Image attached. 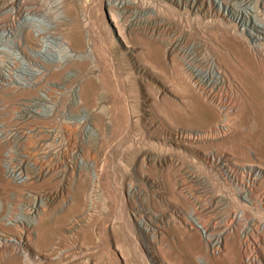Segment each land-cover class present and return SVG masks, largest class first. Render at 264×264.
I'll return each mask as SVG.
<instances>
[{
    "label": "bare ground",
    "instance_id": "obj_1",
    "mask_svg": "<svg viewBox=\"0 0 264 264\" xmlns=\"http://www.w3.org/2000/svg\"><path fill=\"white\" fill-rule=\"evenodd\" d=\"M207 29L235 36L264 58V0H0V264H65L76 257L69 236L87 242L92 226L97 241L84 247L91 258L82 264H169L170 240L187 231L209 235L203 222L209 208L173 179L171 163L156 151L140 156L141 166L166 183L126 160L145 141L176 149L196 140L227 146L235 144L234 130L248 128L252 117L243 114V101L228 96L231 55L209 51ZM263 62L253 75L260 84ZM166 69L180 87L195 86L220 119L205 130L168 122L161 101L173 96L157 81ZM120 112L125 128L117 131L109 119ZM183 113L192 115L186 107ZM216 152L201 156L211 174L215 169L234 188L222 202L235 211L214 246L250 259L252 243L264 253V166L241 163L258 158L248 147L220 158ZM60 164L72 170L63 195L55 185ZM145 181L148 191L140 187ZM44 183L55 186L40 190ZM100 204L108 213L103 218ZM57 211H68L63 232L55 228ZM100 251L102 259L92 256Z\"/></svg>",
    "mask_w": 264,
    "mask_h": 264
},
{
    "label": "rangeland",
    "instance_id": "obj_2",
    "mask_svg": "<svg viewBox=\"0 0 264 264\" xmlns=\"http://www.w3.org/2000/svg\"><path fill=\"white\" fill-rule=\"evenodd\" d=\"M90 6H93V2H90ZM94 10L95 9L93 8L92 16H94V13H95ZM96 26H99L98 18L96 20ZM104 26L105 25L100 26V32L102 35H104L105 38H107L108 32H107V30L104 31V28H105ZM82 28H84V27H82ZM206 37H208V38H206V40H207L206 42H207V45H208L207 48L209 49V51L214 52V53H225L226 52V53H229L231 55V59L233 60L234 64L232 65V63L229 60H226V65L228 67V77H229V81H230V86L232 87V91L235 93L233 94V92L230 90L229 92H231V93L228 92V96L229 97L231 96L230 98H233V100L235 98L236 99L240 98L243 101V102H241L243 105H245V109H244L245 111L243 112V114L245 113L244 115H248L249 118L252 117L251 123L247 124L248 128L246 130L245 129L241 130V133H239V131L234 130L233 133L236 136L237 141L235 140V144L232 143V145H227V146L221 145L222 143L220 144V146L219 145L213 146L211 144H208L206 141L201 142V141L196 140L195 141L196 143H194L193 145L192 144L181 145L180 149H176V148H174L173 145H168V143H166V145L158 144L155 146L151 143H148V141H145L142 143L141 146L139 145V148H137L138 146L136 147V149L134 150L135 152L132 151L133 152L132 155H130L128 153L126 156L127 157L126 160L128 161L127 162L128 164L130 163L129 165H131V166L138 165L141 171H144V170L147 171L145 168H143L141 166V161H140V160H142L141 157L142 156L145 157L144 155H146L147 153H150L151 151L152 152L153 151L158 152V154L164 160H167L169 163L172 164L168 170H171L173 172V179L175 181H181L182 184L184 183L183 185H184L185 193L188 191L190 196L194 195L193 196L194 198L201 200V202L206 204V207L209 208L205 213L206 216H203L205 219V221H203V222L205 223L206 227L209 229V235H210V233H211V235L210 236L208 235L207 237L206 236L203 237L200 234V232H198V231H187L188 232V233L186 232L187 236L182 237L183 239L181 237H176L178 239L177 240L175 238L177 241H175V242L172 241L175 239L170 240V243H172L170 245L171 248L169 249L168 252H165V257H167V258H165V260L167 262L170 261L169 264H174V263H176V264H240V261H241V264H257L256 262H254L255 258H257V257L263 258L264 257V253L261 252L262 249H261L260 245H257L254 243L248 245L247 246L248 249H250V250L253 249L252 250L253 256L252 255L251 256L254 257V255H255V258H252L250 256V259H251L250 260V259H248V257L242 256L241 259L243 258L242 259L243 261L241 259H238V258H240V257H238V255L232 254L230 256L229 251L226 252V251H223L222 249L221 250L217 249V247L214 246V240H215L216 234L220 231H223L226 224H227V226L233 224L234 217H232L231 215L233 214V212L235 210L233 211L232 207L226 206L222 202V197L226 193H229V190L234 191L233 190L234 188L231 186V184L223 182L222 179L220 178L221 176H220L219 172H217L215 169H214V173L211 174V171L207 168L206 163L202 159L201 152L204 151V152L208 153L210 150L211 151L213 150V152L217 151L216 156H218V158H220L225 153L233 154V152H234V154H235L236 147H240V146L242 148L248 147V148H251L255 151L256 150L258 151V154H259V155H257L258 158H256V157L251 158L250 157L241 163L242 164L258 163V164H261L264 166V131H263L264 130V82L262 84H260L253 77V75H256V73H257V64L259 65L260 62H263L264 58L262 56H261L262 57L261 58L260 55H258L255 51L251 50V48L248 47L245 43H243V41L242 42L237 41L236 37L233 35H231L232 38L225 39L222 35L216 34V32L214 30H211V29L208 30L207 29L206 30ZM112 46L117 47V45L114 44V42H113ZM112 46H110L109 48L111 49V51L113 53L114 50L112 49ZM167 70L168 69L159 70L157 72L158 73L157 74V81L159 83L161 82L160 83L161 85H163L164 87L169 89V92H171V94L173 96V97L166 96L165 97V99H166L165 103H164V101H161L162 107H161L160 112H161V114L163 112L164 117L169 118V120L166 118L168 120V122L170 121L172 124H175V125L191 126L193 128L199 129V130H203V129L205 130L210 124L216 123L220 119V113H219L218 109L212 103L207 102V101L204 102L205 101L203 99L204 96L202 97V93L195 86L194 87L192 86L193 90L192 89L189 90L187 88L180 87L177 84L176 79L173 77V75L170 74L171 72H169V70L168 71ZM188 77L189 76L187 75V79H188ZM188 82L190 83V81H188ZM237 86H238V88H237ZM219 93H220L221 97L223 98V96L225 95L224 92L220 91ZM187 97H189V98H187ZM179 103H180V105H179ZM206 105L210 106V108L214 109L216 111V113L213 115L209 111V109L207 108ZM178 107H180V108L183 107V108L181 110ZM185 107L188 109V111H190L192 113V115L191 114L184 115L183 111H184ZM165 114H166V116H165ZM240 114L241 113H239V115ZM241 117H243V116H241ZM257 118H258V120H257ZM109 125H113V127L110 126L111 129H115L117 131L123 130L125 128V119L123 117V113L120 112V114H118L117 116L111 117L109 119ZM250 127H251V129H250ZM161 130H163V129L161 128ZM149 135H150L149 132H147L146 136H149ZM197 142H199V143H197ZM238 143H239V146H238ZM143 146L145 147V149L143 148ZM141 149H142V151H141ZM259 152H261V153H259ZM100 155L98 156V154H96L97 159H101ZM199 157H200V159H199ZM139 161H140V164H139ZM64 164H66V162ZM66 169L68 170V172ZM59 170L62 172L63 175H62V178L58 180L59 183L57 181L55 185H57V187L59 188L58 189L59 195H63L62 192H64V190L67 189L68 183L71 181L70 176L72 175L71 174L72 170L70 167L65 168L64 165H61V164H60ZM69 170H71V171H69ZM147 174H148V177L150 176L149 179H153V178H154V180L155 179H161L162 181L164 180V182H166V183L168 181L166 179L167 177H164L163 174L162 175H157L156 173L152 174V172H149V171H147ZM65 175H66V177H65ZM67 176H69V177H67ZM67 178H69V179H67ZM125 178H127V179H125ZM64 179L66 180L65 181L66 183H63ZM124 179L127 181L128 177L124 175ZM218 180H219V182H218ZM60 181L62 184L60 183ZM207 182H208V184H207ZM55 185H54V183H52V184L44 183L40 187V190H47V189H49V187L51 188L52 186L54 187ZM140 187L143 190L148 191L150 185L148 184V182L146 183V181H145L143 184H142V182L140 183ZM190 191L192 192V194ZM60 193H62V194H60ZM59 195L56 197V199L58 197H60ZM215 198H216V200H215ZM77 200L78 201L80 200V197L78 195H77ZM182 201L184 204L187 203L186 200L182 199ZM234 201H235L236 208L240 209V207H237V206H239V203H237L236 200H234ZM209 203H210V205H209ZM85 204H87V202ZM186 206H185L186 208H183V211H184V213H186V211H187V213H189L190 208H189L188 204H186ZM100 207H101V209H99V211H98V214H99L98 218H103V217L107 216V214H108L107 209H106V207L102 206L101 204H100ZM156 208L158 209V211L160 209H162V210H160L162 212L165 211L163 206L160 204L157 205ZM213 209H215V210H213ZM210 210H211V212H210ZM59 212L60 211H57L55 219H54L55 228L58 230V232L61 230L63 232V231H65L64 229H66L68 227L67 217H66L68 215V211H66V212L64 211V213L63 212L59 213ZM105 212H106V214H104ZM59 226L62 227V229H60ZM172 229L173 228H169L168 229L169 232L174 231ZM88 233L90 234V237H89V239H87V242L84 241L82 238L78 239L76 237L69 236V241H68L69 246H72L74 248V251H75L74 254L76 255L75 259L76 258L77 259L66 261L65 264H82L83 262H85L91 258L90 255H87L84 252L85 251L84 247L91 246V245L94 246L96 244L97 239H96L95 234H94L95 232H94L93 226H92V229H90L88 231ZM239 234H240V232H239ZM76 241H78V242H76ZM73 243L75 246L72 245ZM80 243L82 245H80ZM98 246H100V245H98ZM255 247L257 250L254 249ZM240 248H241L240 249L241 251L244 250L243 246H240ZM99 249L101 250L100 247H99ZM196 250L199 253V254L197 253L198 255L201 254V255L205 256L204 257L205 261L198 259L199 256L195 254ZM227 250H228V248H227ZM254 251H255V253H254ZM82 253L84 255H82ZM96 255H98L100 257L104 256V252L100 251L98 254L94 253L92 256L95 257ZM102 258L103 257H101V259ZM229 258H231V259H229ZM47 263L48 264H54V263H52V261H48Z\"/></svg>",
    "mask_w": 264,
    "mask_h": 264
},
{
    "label": "built area",
    "instance_id": "obj_3",
    "mask_svg": "<svg viewBox=\"0 0 264 264\" xmlns=\"http://www.w3.org/2000/svg\"><path fill=\"white\" fill-rule=\"evenodd\" d=\"M218 253V252H217Z\"/></svg>",
    "mask_w": 264,
    "mask_h": 264
}]
</instances>
